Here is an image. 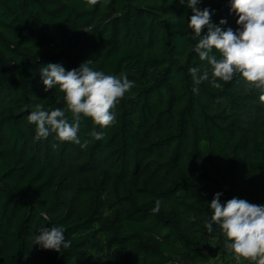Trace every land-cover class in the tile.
I'll use <instances>...</instances> for the list:
<instances>
[{
	"label": "trees",
	"instance_id": "16d2710c",
	"mask_svg": "<svg viewBox=\"0 0 264 264\" xmlns=\"http://www.w3.org/2000/svg\"><path fill=\"white\" fill-rule=\"evenodd\" d=\"M197 7L222 28L238 27L230 0ZM191 15L178 0H0V264L234 260L218 225L212 233L204 225L217 192L221 203L264 204V104L239 75L192 91L189 69L208 65L193 50ZM87 61L134 82L113 109L116 123L95 126L104 134L96 141L83 119L86 149L54 134L35 140L30 111L64 107L58 88L44 90L40 69ZM52 226L65 229L69 249L33 244Z\"/></svg>",
	"mask_w": 264,
	"mask_h": 264
},
{
	"label": "clouds",
	"instance_id": "9594fccd",
	"mask_svg": "<svg viewBox=\"0 0 264 264\" xmlns=\"http://www.w3.org/2000/svg\"><path fill=\"white\" fill-rule=\"evenodd\" d=\"M181 5L191 9L192 15L188 28L199 37L194 52L199 60L208 67L189 69L194 93L202 82H209L213 88L221 89L237 75L244 81L246 91L258 90L259 101L264 104V0H230V13L238 17V27L222 28L211 20V11L197 7L200 0H178ZM98 0H87L94 6ZM227 21L221 19L220 25ZM206 34L202 35L204 29ZM216 53H219V57ZM92 61L82 63L78 68L65 69L60 64L49 63L40 69V76L47 92L57 89L56 103L64 107L46 110L38 104L27 115V122L35 125V140L47 139L54 134L55 140L71 142L86 149L89 140L83 142L78 136L81 122L90 118L93 129L88 136L96 141L103 139V132L97 131L116 123L113 109L133 86L134 82L126 76L107 75L89 67ZM56 145H53L55 147ZM221 192L214 194L210 202V220L205 222L209 233L213 224L218 225L224 239L225 249L231 250L237 260L243 259L250 264H264V205L250 203L233 197L221 203ZM162 201L157 199L150 210L158 214ZM62 226L45 227L35 235L33 244L44 250L60 252L71 247L72 241L66 240Z\"/></svg>",
	"mask_w": 264,
	"mask_h": 264
},
{
	"label": "rangeland",
	"instance_id": "374dc122",
	"mask_svg": "<svg viewBox=\"0 0 264 264\" xmlns=\"http://www.w3.org/2000/svg\"><path fill=\"white\" fill-rule=\"evenodd\" d=\"M264 205V204H263ZM232 255H233V259L234 260H231L228 264H235V262L237 261V258L235 257V254L234 253H232Z\"/></svg>",
	"mask_w": 264,
	"mask_h": 264
},
{
	"label": "built area",
	"instance_id": "2783aa9c",
	"mask_svg": "<svg viewBox=\"0 0 264 264\" xmlns=\"http://www.w3.org/2000/svg\"><path fill=\"white\" fill-rule=\"evenodd\" d=\"M250 263V262H249ZM167 264H180L177 260H171Z\"/></svg>",
	"mask_w": 264,
	"mask_h": 264
}]
</instances>
